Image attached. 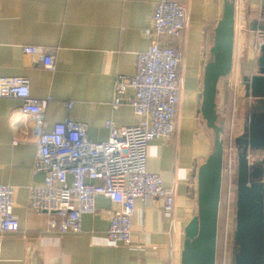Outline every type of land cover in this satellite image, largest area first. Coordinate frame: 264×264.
Listing matches in <instances>:
<instances>
[{
    "label": "crops",
    "instance_id": "0c3cea01",
    "mask_svg": "<svg viewBox=\"0 0 264 264\" xmlns=\"http://www.w3.org/2000/svg\"><path fill=\"white\" fill-rule=\"evenodd\" d=\"M159 1L0 0V77H25L32 97L51 98L45 110L47 130L69 119L84 125L92 142H106L108 123L125 128L139 121L129 105L132 89L121 96L118 109L111 104L117 78L130 79L137 55L150 47L144 33ZM176 1L187 10L188 26L182 41H167L183 51L175 131L170 139L154 140L147 147V171L159 175L165 187H175L173 213L164 212L160 199L137 201L131 243L114 245L106 236L114 206L98 196L96 212L81 218L80 234L51 232L50 222L59 219L28 206L29 187L44 180L33 172V120L21 114L19 100L0 98V184L15 187L13 212L19 222L18 233L0 235V264H180L184 228L198 209L196 171L212 151V132L198 110L217 24L214 9L222 0ZM263 7L264 0H236L235 24L237 29L239 24L247 27L244 39L248 42L249 37L251 47L248 64H241L242 77L256 71L253 43L258 33L251 32L248 23L258 19ZM23 46L53 51V70L22 53ZM236 92L243 126L242 83ZM231 101L228 81H220L215 104L221 124L229 116ZM67 102L72 103L70 110Z\"/></svg>",
    "mask_w": 264,
    "mask_h": 264
},
{
    "label": "built area",
    "instance_id": "2783aa9c",
    "mask_svg": "<svg viewBox=\"0 0 264 264\" xmlns=\"http://www.w3.org/2000/svg\"><path fill=\"white\" fill-rule=\"evenodd\" d=\"M235 24L232 69L228 87L233 92L242 83L241 64L234 62L235 46L245 28ZM188 26V14L176 0H161L154 8L145 36L150 41L147 51L137 55L134 74L130 79L118 77L112 108L122 105L121 96L128 88L134 96L129 101L137 124L117 128L108 123L106 142L88 139L86 128L65 119L47 130L45 110L51 98L31 96L25 77H0V98L21 102V114L33 120L32 135L37 146L34 174H42L43 183L28 189V206L37 214H53L59 222H50V231L59 236L81 233V218L96 212L95 199L102 196L113 204L107 239L114 245L131 243V218L137 201L143 204L160 199L163 210L171 215L175 203V187H165L159 175L147 171V147L154 140H168L175 131L180 103L181 78L178 73L183 58L180 47L167 41H182ZM243 27V28H242ZM238 34V37L237 35ZM238 38V42H237ZM260 35L254 39L257 54ZM22 53L37 58L46 70H53V51L34 46L21 47ZM236 106V105H235ZM67 110L71 102L65 104ZM234 118V117H233ZM231 119L230 126H233ZM237 150L234 137L224 145L222 186L227 206L235 204ZM16 189L0 184V235L19 232L14 215ZM173 224V220H171Z\"/></svg>",
    "mask_w": 264,
    "mask_h": 264
},
{
    "label": "water",
    "instance_id": "95a60500",
    "mask_svg": "<svg viewBox=\"0 0 264 264\" xmlns=\"http://www.w3.org/2000/svg\"><path fill=\"white\" fill-rule=\"evenodd\" d=\"M235 12L236 0H222L214 9L217 24L198 110L212 132V151L196 171L198 209L184 228L180 264H216L224 137L215 101L219 82L227 81L232 69ZM248 24L261 43L255 73L242 77L244 121L242 133L234 139L237 178L231 264H264V7Z\"/></svg>",
    "mask_w": 264,
    "mask_h": 264
},
{
    "label": "rangeland",
    "instance_id": "374dc122",
    "mask_svg": "<svg viewBox=\"0 0 264 264\" xmlns=\"http://www.w3.org/2000/svg\"><path fill=\"white\" fill-rule=\"evenodd\" d=\"M245 30L247 27L242 25ZM242 27V28H243ZM245 32V31H244ZM244 32H241L240 43H236L235 46V60L239 64H248L250 60L251 47L249 45V37L247 41L244 39ZM238 37V34H236ZM238 41V38H237ZM245 44H247L245 46ZM245 64V65H246ZM232 96H233V92ZM236 99L238 100L239 95L236 92ZM241 108L237 105L235 106L233 101H231V108L229 116L224 118L223 124V137L224 145L230 140V136L237 137V134L242 131L243 126L238 122V119L241 117ZM234 117V118H233ZM231 119L233 120L234 125L230 126ZM226 191L222 189L221 204H220V213L218 219V234H217V252H216V264H231L232 259V246H233V233L235 229V204L229 203L227 206L226 201Z\"/></svg>",
    "mask_w": 264,
    "mask_h": 264
},
{
    "label": "flooded vegetation",
    "instance_id": "af4514ba",
    "mask_svg": "<svg viewBox=\"0 0 264 264\" xmlns=\"http://www.w3.org/2000/svg\"><path fill=\"white\" fill-rule=\"evenodd\" d=\"M227 81H228V80H227ZM237 137H238V136H237ZM235 138H236V137H235ZM235 138H234V139H235ZM260 155H261V154H260ZM263 156H264V155H263ZM263 156H262V157H263Z\"/></svg>",
    "mask_w": 264,
    "mask_h": 264
}]
</instances>
